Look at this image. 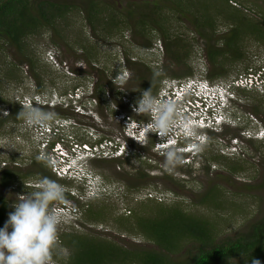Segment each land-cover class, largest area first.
Listing matches in <instances>:
<instances>
[{
	"label": "rangeland",
	"instance_id": "obj_1",
	"mask_svg": "<svg viewBox=\"0 0 264 264\" xmlns=\"http://www.w3.org/2000/svg\"><path fill=\"white\" fill-rule=\"evenodd\" d=\"M86 1L63 0L73 4L70 11L53 25L43 26L25 37L21 49L0 40V47L3 46L0 50V118L14 109L21 111L22 103L31 106V97L39 93L66 94L71 89H81L76 107H39L54 112L56 119L70 117L74 121L68 131L72 145L61 142L65 157L60 161L66 168L57 172L53 167V174L49 171L54 181L73 194H70L73 197L66 198V206L58 210L64 222L59 227L50 264H66L70 249L65 241L71 239V242L77 235L102 238L130 248L159 251V247L144 239L138 231L125 228L122 219L131 215L130 210L135 203L145 205L147 202L146 215L153 214L155 204L161 203L212 217L216 212L213 206L211 208L201 202L210 187L219 189L234 202L232 207L228 203L220 207V215H217L221 216L218 218L223 230L221 238L253 224L256 216L264 213V136L256 138L258 127L264 129V91L239 89L237 99L242 102L235 104L236 117L239 116L235 125H226L219 131L196 127L197 134L206 132L203 150L183 152L180 165L171 171L164 166V151L156 149L154 143L157 139L151 138L145 145L133 143L128 139L130 136L126 134L122 117H134L132 107L141 96L143 89L140 87L147 86L145 90H148L152 86L153 95L158 96L166 80L185 81L203 77L213 84L223 85L246 75L251 69L264 65V40L246 34L228 49L219 43L217 47H223L226 54L211 62L206 55L210 44L205 36L197 33L193 15L196 9L185 3L187 0H179L183 8L162 0H93L104 8L99 19H94L96 34L87 22ZM195 1L202 2L199 8L209 20L211 15L208 12H212V19L217 18L216 13L221 14L214 30L209 27L202 29L204 34L207 31L214 39L227 34L230 26L235 25L231 17H226L231 9H239L249 17L248 21H264V0H229L230 7L223 2L217 3V7L207 5L206 10L203 5L216 1L193 0V3ZM151 10L161 17L166 16L165 29L169 27L170 41L174 38L178 41V47H175L179 52L178 60L174 59L173 48L168 52L165 50L164 33L160 27L150 31L151 20L147 21L148 24L137 25L140 15ZM181 11L185 13L181 14ZM129 12L133 13L128 15ZM111 18L115 23L122 20L125 24L118 22L112 27L108 22ZM236 49L241 60L235 58H238ZM8 65L10 71L6 75ZM98 84L105 85L100 86L101 94L97 97L95 87ZM33 106L38 107L34 103ZM203 109L204 106L198 107L196 113L202 115ZM145 117L148 116L139 115L140 119ZM51 127H56L55 122ZM41 128L27 126L21 119L7 125L2 132L0 129L3 134L0 137V174L3 168L9 167V164L5 166L8 159L17 163L23 173L36 169L33 163H29L31 160L38 157L46 159V139L39 135ZM12 136H17L24 147L15 144L12 148L7 144L9 141H3ZM115 136H120L121 142L126 141L125 153L134 152L128 161L127 156L104 157L89 152L88 147L96 144L99 137L117 141ZM85 143L89 146H83ZM216 155L224 156L223 161H215ZM230 161H237L241 168L230 171ZM38 180L39 176L32 175L26 179L19 177L12 186L0 185V194L12 200L10 212L16 197L34 190L32 183ZM208 204L211 205L210 202ZM98 206L103 207V214L94 219L88 210H96ZM180 245L169 254L171 264L185 263L196 244L184 239Z\"/></svg>",
	"mask_w": 264,
	"mask_h": 264
},
{
	"label": "trees",
	"instance_id": "obj_2",
	"mask_svg": "<svg viewBox=\"0 0 264 264\" xmlns=\"http://www.w3.org/2000/svg\"><path fill=\"white\" fill-rule=\"evenodd\" d=\"M62 1L63 0H0V40L3 39V41L10 42L17 47L19 46V49H21L25 37L37 32L43 26L53 25L57 19H61V17L65 16L66 13L70 11L73 4L71 2L66 3ZM162 1L173 2L175 3L174 6L182 5V8L184 6L179 0ZM215 1V3L211 4L206 3L207 1L203 2L206 3L203 5L204 9L206 10L207 5L209 7H217L219 3L223 2L230 7L228 4L229 0ZM146 3L147 1L144 2V6ZM185 3L193 5L196 9V13L193 14L196 17L194 18L195 28L197 33L201 34V36H205L208 40V44H210L209 49H206V55L210 61L212 60L211 62H215L220 55L226 54V50L223 47H217L219 43L226 45L228 49V46H234L237 39L239 40L241 36L246 34H253L257 39L264 40V21H248L249 17L242 14L239 9H231L230 12H228L229 15L226 16L231 17L235 25L230 26L231 29L227 34L214 39V36L209 35L207 31L204 34L202 29L205 27L208 29L209 27L214 30L217 26L216 22L218 17L221 14L218 15L215 12L217 18L212 19V12H208L211 15V20H209L206 13L203 14V11L199 8L202 3L201 1L193 3V0H187ZM85 4L87 22L91 26L93 34H96L94 19L98 18L100 12H103L104 8L98 6L93 0H87ZM131 13L133 12H129L128 15H131ZM152 13L154 15H152ZM184 13V11H181V14ZM184 16L186 17L188 15ZM113 20L114 19L111 18L108 21L111 22L112 27L118 22L119 24H125L122 20L117 23ZM149 20H151V26L149 27L150 31L157 30L158 27L163 30L165 50L168 52L173 48L174 59L178 60L179 52H177L176 49L178 47V41L176 38L170 41V35L168 34L169 27L165 29V25H167L166 16L161 17V15L156 14L154 10H151L149 13H142V15H140L137 25L140 23H144V25L148 24L149 22L147 21ZM108 22H105V24ZM2 49L3 46L0 47V50ZM238 52L239 50L236 49L235 55ZM239 54H237L238 58H235L241 60V55ZM8 71H10L9 65L5 72L6 75ZM104 85L105 84H98L97 88L95 87V96H100L102 90L100 86ZM142 85L145 86L144 84ZM111 87L113 88L114 85L112 84ZM146 87L147 86L140 87V89L145 90ZM102 110V116L105 117L106 115ZM19 112L20 111L17 109H14V111L12 110V112L4 118H0L1 132L4 131L10 123H18L21 121ZM1 132L0 137H3ZM16 137L17 136H12L3 141H9L7 144L11 146L17 144L19 145L17 147H24ZM101 138L103 137H100V139ZM35 152H37V148ZM216 156L217 157L213 158L215 161H223L224 156ZM37 159L29 162L33 163V167L35 166L36 168L29 173H27V171L23 173L18 169V166H11L14 162L13 160H6L5 166L9 164V167L7 166L2 169V173L0 174V185L3 187L12 186L19 177L26 179L32 175L39 176V179L41 177H48L53 180L54 176L50 174V172H52V166L49 163L50 160L48 158L42 160L40 157ZM228 168L230 171H237L241 168V165L237 164V161H230ZM262 184L264 185V181ZM32 185V187L35 188L36 182L32 183ZM20 190L24 192V187L21 185ZM65 194L66 198L73 197L68 192H65ZM8 198L9 197H4L0 194V227L3 226L7 220L8 213H10V203L12 200ZM201 202L210 207L213 206L215 209L213 210L216 211L214 212L215 215L210 217L200 212H189L180 206H164L161 203L155 204L156 209L153 214L146 215L144 212H146L148 208L147 202L145 205L135 203L131 209L132 211L130 210L131 215L125 216L123 219L121 218L122 221H120L123 225H126L125 228L138 231L139 235L148 239L149 242H152L156 247H159V251L147 248H130L126 245H120L102 238H89L77 235L71 242H69L71 239L65 241L70 249V253L66 258V264H171L169 254L177 250L181 246L180 242L184 239L195 241L196 245L194 246L195 250L192 252L190 258L183 264H252L253 260L259 261V264H264V213L260 217L257 215V220H255L253 224H247L246 227L235 232V234L226 235L221 238L223 230L218 224V218L221 216L217 215H220V207L225 206L226 203L232 207L234 202L232 203L231 200L224 196L222 191L214 187L207 189ZM209 202L211 205L208 204ZM102 208V206H98L96 210L95 208L93 210H91L92 208L89 209L90 217L94 219L98 218L100 214H103L101 211ZM67 235L68 237L72 236L71 234ZM86 242L88 243L85 244Z\"/></svg>",
	"mask_w": 264,
	"mask_h": 264
},
{
	"label": "clouds",
	"instance_id": "obj_3",
	"mask_svg": "<svg viewBox=\"0 0 264 264\" xmlns=\"http://www.w3.org/2000/svg\"><path fill=\"white\" fill-rule=\"evenodd\" d=\"M241 77L245 78V83L238 82L239 77L223 85L213 84L203 77L185 81L166 80L165 87L158 96L153 95L152 86L148 90H143L132 109L135 114L140 116L144 114L148 117H145L146 119H137L135 115L132 118L122 117L126 134L130 136L128 139L133 140V143L145 145L151 138H156L157 141L154 143L156 149L164 151L165 168L169 171L175 169L182 161L183 152L189 153L193 150L197 153L203 150V136L206 132L197 134L196 127L219 131L226 125H235L236 119L239 118L236 117L235 104L242 102L237 99L239 89L264 91V65L255 70L251 69ZM250 81L252 83L248 85ZM80 97L81 89H71L66 94L39 93L31 97V106L22 103L24 107L19 112L27 126L42 127L39 135L46 139L45 158L56 157L58 165H61L60 157H65L61 142L68 144L72 141L68 131L74 125V121L70 117L56 119L54 112L39 107L54 109L76 107ZM89 100L92 98L89 97ZM33 103L38 107L33 106ZM200 106L205 108L202 115L196 113ZM53 122L56 127H51ZM263 132L264 129L258 127L256 138L263 137ZM121 141L99 137L95 141L96 144L90 143L92 150L89 152L103 155V152L108 151L110 152L108 157H131L134 152L125 153L127 143ZM69 144L72 145L71 142ZM93 146H97L99 151L94 150ZM86 156L92 157L89 154ZM65 192L72 194L71 190L66 191L62 184L48 177H41L36 181L34 190L16 197L12 204L13 211L8 213L7 220L0 227V264H50L58 230L64 222V217L57 210V206L62 204V207L66 206ZM252 264H259V261L253 260Z\"/></svg>",
	"mask_w": 264,
	"mask_h": 264
},
{
	"label": "built area",
	"instance_id": "obj_4",
	"mask_svg": "<svg viewBox=\"0 0 264 264\" xmlns=\"http://www.w3.org/2000/svg\"><path fill=\"white\" fill-rule=\"evenodd\" d=\"M251 80V79H250ZM238 82H240V83H245L246 82V80H245V78H242V77H240L238 80H237ZM251 83H252V81H250V83H248V85H251ZM258 87H260V85H258ZM205 109V108H204ZM204 109H203V111H204ZM195 113V112H194ZM49 130V129H48ZM83 146H85V147H87V145L86 144H84ZM90 150H92V148L89 146L88 147ZM93 149L94 150H97V151H99V148L97 147V146H93ZM108 155H110V152H108V151H105V152H103V155L102 156H104V157H108ZM62 158H64V157H60V160L62 159ZM49 160H50V165L52 166V168L54 167V169L57 171V172H60V171H62V169L63 168H66V167H64L63 165H58L57 163H58V161H57V158L56 157H54V156H50V158H49ZM56 162V164H52V163H55ZM53 169V170H54ZM61 209H63V207L62 206H57V210H61Z\"/></svg>",
	"mask_w": 264,
	"mask_h": 264
},
{
	"label": "flooded vegetation",
	"instance_id": "obj_5",
	"mask_svg": "<svg viewBox=\"0 0 264 264\" xmlns=\"http://www.w3.org/2000/svg\"><path fill=\"white\" fill-rule=\"evenodd\" d=\"M135 117H136L137 119H139V115H138V114H135ZM120 136H121V137H123V135H122V134H120ZM120 136H115V137H116V139H117V140H120V141H121V138H120ZM127 159L129 160V159H130V157L128 156V157H127ZM12 165L19 166V165H18L17 163H15V162H13V164H11V166H12ZM97 193H99V194H100V192H97ZM97 193H96V194H97Z\"/></svg>",
	"mask_w": 264,
	"mask_h": 264
}]
</instances>
